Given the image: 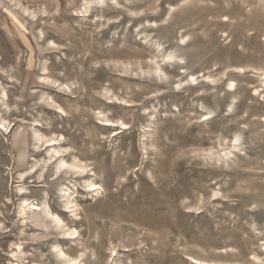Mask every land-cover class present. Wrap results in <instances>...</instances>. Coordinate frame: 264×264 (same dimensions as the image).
<instances>
[{
  "label": "rangeland",
  "instance_id": "1",
  "mask_svg": "<svg viewBox=\"0 0 264 264\" xmlns=\"http://www.w3.org/2000/svg\"><path fill=\"white\" fill-rule=\"evenodd\" d=\"M95 1L0 0V264H264V0Z\"/></svg>",
  "mask_w": 264,
  "mask_h": 264
},
{
  "label": "bare ground",
  "instance_id": "2",
  "mask_svg": "<svg viewBox=\"0 0 264 264\" xmlns=\"http://www.w3.org/2000/svg\"><path fill=\"white\" fill-rule=\"evenodd\" d=\"M89 1H91V0H89ZM95 3H96V5L98 6L97 8L99 9V8H102V7H104V5H105V3H106V0H96L95 1ZM87 4H89V3H87ZM91 4V3H90ZM89 9V8H88ZM91 9V8H90ZM87 14L89 13V11L87 10V12H86ZM85 16V15H84ZM232 86V85H231ZM233 91H236V89L234 88V90ZM3 105H4V103H3ZM110 125H111V123H110ZM64 163V162H63ZM65 164V163H64ZM84 175V174H83ZM89 186V188H93V187H95L96 186V184H94V183H91L90 185H88ZM67 190V189H66ZM91 191V190H90ZM96 191V190H95ZM67 193V192H66ZM69 204H71L70 202H69ZM34 205V204H33ZM37 210H39V208L37 207V206H32V205H29L28 204V201H26V204H24V205H22L21 206V209H20V214L22 215V216H26V215H28L29 213H35ZM77 234V232L76 231H74V233H73V235H76ZM62 253V252H61ZM205 264H209V263H205Z\"/></svg>",
  "mask_w": 264,
  "mask_h": 264
},
{
  "label": "snow or ice",
  "instance_id": "3",
  "mask_svg": "<svg viewBox=\"0 0 264 264\" xmlns=\"http://www.w3.org/2000/svg\"><path fill=\"white\" fill-rule=\"evenodd\" d=\"M66 167H67V165H66Z\"/></svg>",
  "mask_w": 264,
  "mask_h": 264
}]
</instances>
